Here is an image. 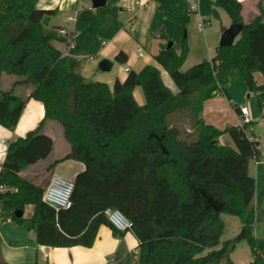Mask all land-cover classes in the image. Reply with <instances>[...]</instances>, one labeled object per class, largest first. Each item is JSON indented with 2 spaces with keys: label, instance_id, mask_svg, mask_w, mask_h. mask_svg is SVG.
<instances>
[{
  "label": "trees",
  "instance_id": "obj_1",
  "mask_svg": "<svg viewBox=\"0 0 264 264\" xmlns=\"http://www.w3.org/2000/svg\"><path fill=\"white\" fill-rule=\"evenodd\" d=\"M34 1L0 0V80L14 77L8 90L0 89V126L14 131L28 100L41 103L44 110L36 128L8 143L0 168V223L33 230L37 245L90 248L98 228L109 226L104 211L117 209L138 242L137 260L130 256L124 264H233L229 254L242 241L250 249L249 264H264V240L253 234L264 190L256 195L255 180L248 174L249 161L260 156L258 141L249 140L237 126L219 130L201 117L212 93L224 94L232 70L264 110V84L254 77L258 73L264 79L261 4L259 15L245 24L241 2L213 0V17L224 11L231 24L242 25L241 33L233 45L218 46L210 60L181 71L191 13L184 0H152L164 18L181 28L179 51L168 47L161 32L158 38L165 42L154 56L174 93L153 65L129 71L112 89L79 75L82 61L96 58L103 43L121 30L118 0H107L101 9L79 10L74 37L44 26L42 20L52 11L36 9ZM50 41L64 43L66 54L56 57ZM114 60L123 65L127 55L120 51ZM22 86L31 88L25 97L15 93ZM136 87L142 90L143 105L134 100ZM46 121L62 128L70 147L50 168L64 160L84 165L71 179L74 189L66 210L43 202V188L20 175L52 152L53 142L42 131ZM223 135L230 137L233 148L219 142ZM29 206V217L15 215ZM221 214L242 223L237 235L223 242ZM111 230L122 237L123 232ZM0 264H8L1 249Z\"/></svg>",
  "mask_w": 264,
  "mask_h": 264
},
{
  "label": "crops",
  "instance_id": "obj_2",
  "mask_svg": "<svg viewBox=\"0 0 264 264\" xmlns=\"http://www.w3.org/2000/svg\"><path fill=\"white\" fill-rule=\"evenodd\" d=\"M131 1L133 0H126L125 2L118 0V20L122 24L121 30L112 40L103 46L96 58H88L82 61L79 75L85 81L104 83L112 89L116 80L122 82L126 78L127 72L124 71V68L127 67L130 71L138 72L145 65H153L159 70L163 84L175 93L176 89L170 77L156 64L154 56L159 51L160 45L165 42L158 38L161 32L164 33L167 39V45L171 43L175 50L179 51L180 30L174 26L176 24L164 18L158 9L157 3L154 1L139 0L141 5L133 6L132 11H127L123 6L130 7ZM184 1L187 7L197 5L196 15L193 18V25L196 24L197 28H191L188 32V55L181 67V71H186L204 60L213 58L216 55V49L219 44L217 40L220 38V34L231 24L230 21L229 24L221 25L219 32L216 33V37L211 36L209 39L205 33V28L200 30L198 23L207 21V26H210L209 16L212 14L213 0ZM238 1L242 4L241 15L242 21L245 24L259 15V3L264 8V0ZM34 3L35 8L38 10L52 11V15L48 16L49 22L47 27L49 29L68 30L62 26L63 23H67L66 25L70 27L69 32L74 30L75 21L69 23L67 22V18L71 17L75 19L79 10L83 8L91 9V0H35ZM219 16L218 12V19L220 18ZM49 44L56 57L66 54V45L64 43L50 41ZM138 50L142 52V57L138 56ZM120 51L127 55V62L123 65L118 64L114 60ZM102 59L112 62V68L109 72H101L98 69V62ZM231 75L224 94L208 100L204 104L201 117L206 124L212 125L219 130L225 127H234L237 126L238 119L240 118L238 107H246V102L250 103L252 110L249 109L248 112L252 121L253 136L258 140L260 157L257 161L253 159L249 161L248 174L255 180L257 195L259 186L262 185V190H264V168H261V166H264V139L262 138L263 135L259 136L260 132H264V110L262 112L259 110L254 94L247 90L240 75L237 76L240 78L236 76L232 78ZM254 77L258 85L264 84V79L260 74L257 73ZM13 81L14 77L2 76L0 89L3 91L8 90ZM30 90L29 86H22L15 89V93L18 96L25 97ZM133 97L138 105L144 104V96L139 87L134 89ZM253 103H255L259 114L253 109ZM43 115L44 110L41 103L28 100L14 131L11 132L0 126V168L8 143L16 138L24 137L27 132L36 128L42 120ZM42 131L53 142V149L50 154L54 153L56 140L58 141V157L54 161L60 160L69 153L70 147L63 137L62 128L56 122L46 121ZM1 140L5 143L1 144ZM219 142L222 145L234 147L228 135L221 136ZM83 169L84 165L80 162L64 160L55 165L51 169V172L52 175L63 176L71 180ZM20 175H22V172ZM27 209L29 210L28 214H26ZM31 210L32 207H27L23 216L29 217ZM224 217L220 215V219L224 224L220 242L234 238L242 225V223L233 222L231 232L225 235V224L232 221V218ZM253 234L256 238L263 239L264 235H258L254 230ZM0 241L2 256L8 264H124L125 260L131 256L132 251L137 249L138 245L136 238L130 231L123 232L122 237L117 238L112 234L109 226L102 225L98 228L96 238L90 248L82 246L68 248L41 246L36 244V236L33 230L26 231L23 227L10 221L0 225ZM229 259L233 264H249L252 261V257L247 243L244 241L238 243L235 249L230 252Z\"/></svg>",
  "mask_w": 264,
  "mask_h": 264
},
{
  "label": "built area",
  "instance_id": "obj_3",
  "mask_svg": "<svg viewBox=\"0 0 264 264\" xmlns=\"http://www.w3.org/2000/svg\"><path fill=\"white\" fill-rule=\"evenodd\" d=\"M121 2H125L126 0H120ZM141 5V2L138 0L131 1V6H123L127 11H132L133 6ZM188 11L190 13H196L197 11V5H193L188 7ZM75 19L68 17L67 22L71 23L74 22ZM207 21H201L198 23V28L201 30L205 26H207ZM72 31L69 32L65 29H60L58 31V34L62 37H69V36H75L71 35ZM106 43H103V46H105ZM73 43L70 41L68 48H72ZM142 52L138 50V56L142 57ZM125 72H129V68H124ZM214 97H218L222 95L221 91H214L213 93ZM238 112L240 115V118L237 122V127L239 130L243 131L245 136L249 138V140H255L258 141L256 137L253 136V130H252V121L248 112L247 107L245 106H239ZM5 142L1 140V144H4ZM264 156V153H263ZM260 157V156H259ZM253 160H258V158H253ZM74 189V184L72 180L66 179L64 177L58 176V175H52L43 194H42V200L49 206L53 207L54 209H69L71 207V195ZM4 188L0 186V191H3ZM104 216L109 224V226L118 231V232H127L131 228V224L128 221V219L117 209H106L104 211ZM131 256L133 260H137L138 257V249H135L132 251Z\"/></svg>",
  "mask_w": 264,
  "mask_h": 264
},
{
  "label": "rangeland",
  "instance_id": "obj_4",
  "mask_svg": "<svg viewBox=\"0 0 264 264\" xmlns=\"http://www.w3.org/2000/svg\"><path fill=\"white\" fill-rule=\"evenodd\" d=\"M87 1H89V0H87ZM218 12L220 14V16H219L220 18L216 19L213 17L212 14H210V16H209L210 26L204 27L205 33L209 37V39L211 36L216 37V33L219 32L221 25H226V24H229V22H230L229 17L227 16V14L224 11L218 10ZM195 15H196V13L190 14V21H189L187 28H186L187 35H188V32L191 28H194V29H195V27L197 28L196 24L193 25V23H194L193 18ZM71 16L73 17V15H71ZM66 24L63 23L62 26H64L66 29L69 30L70 27ZM173 24H175V23H173ZM174 26H176V28H178L180 30V33H181V28L177 24ZM220 36H221V34H220ZM219 39L220 38H218L217 43H219ZM231 73H232V75H231ZM231 73H230V75L232 76V78H234L235 76L236 77L239 76V73L237 70H232ZM237 78H240V77H237ZM232 82L234 83L233 79H232ZM234 87H235V84H234ZM253 104H254L253 109L256 110L257 114H259L258 109L255 107L256 106L255 103H253ZM246 107L249 110V109H251L252 106L250 105V103L246 102ZM262 133H264V132H260L259 136L261 137V135H263L262 138L264 139V134H262ZM55 146H56V149H55L54 153L50 154L46 159L41 160V161L37 162L35 165L28 167L24 171H22L21 176L24 179L31 181V182L35 183L36 185L42 187L43 190H45V188H46V186H47V184H48V182L52 176V172H51L52 168H50V165L54 162V159H56V157H58L57 156V152H58L57 150H58L59 145H58L57 140H56ZM261 168H264V166H261ZM258 189L259 190H258L257 195L260 196V194L262 192V185L259 186ZM28 211L29 210L27 209L26 214H28ZM221 216H225L224 218H232L231 219L232 221L226 222V224H225V235H228L231 232L233 222H238L239 224L241 223V220L238 217L230 216V215H226V214H221ZM1 224L2 223H0V225ZM253 229H254L256 234L264 235V195L260 196L259 206L255 210V223H254ZM260 239L264 240V236H263V239L262 238H260Z\"/></svg>",
  "mask_w": 264,
  "mask_h": 264
},
{
  "label": "water",
  "instance_id": "obj_5",
  "mask_svg": "<svg viewBox=\"0 0 264 264\" xmlns=\"http://www.w3.org/2000/svg\"><path fill=\"white\" fill-rule=\"evenodd\" d=\"M107 0H91V9L97 10L106 6ZM49 22V17H45L42 20V24L47 26ZM242 30L241 24H230L227 28L223 30L219 39V47H228L233 45L236 38L239 36ZM168 47H172V44L169 43ZM98 69L101 72H109L112 68V62L107 59H102L98 62ZM17 217L23 216V211L16 212Z\"/></svg>",
  "mask_w": 264,
  "mask_h": 264
}]
</instances>
